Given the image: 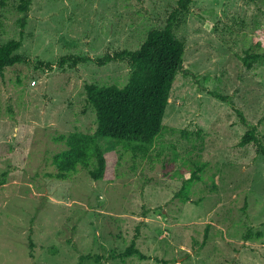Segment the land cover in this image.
<instances>
[{
	"label": "rangeland",
	"instance_id": "1",
	"mask_svg": "<svg viewBox=\"0 0 264 264\" xmlns=\"http://www.w3.org/2000/svg\"><path fill=\"white\" fill-rule=\"evenodd\" d=\"M18 1L0 0V42L22 39L24 56L0 74V264H264V153L240 143L255 125L264 146V62L243 60L264 52V0H194L179 17L184 70L164 123L193 134L169 129L145 157L100 137L114 180L55 177L59 137L96 130L87 83L128 80L127 62L94 58L139 47L178 0H33L24 26ZM69 54L93 59L60 65ZM134 238L147 257H118Z\"/></svg>",
	"mask_w": 264,
	"mask_h": 264
},
{
	"label": "trees",
	"instance_id": "2",
	"mask_svg": "<svg viewBox=\"0 0 264 264\" xmlns=\"http://www.w3.org/2000/svg\"><path fill=\"white\" fill-rule=\"evenodd\" d=\"M8 0H1L5 5ZM194 0H178V5L170 12L167 23L163 27L149 30L142 44L135 48H123L115 52H106L94 58L100 65L113 60L127 62L130 68L128 80L120 85L117 83L89 82L85 85L86 100L94 109L97 117V128L94 132L74 130L63 133L62 139L66 147L57 152L53 161L57 166L55 177L65 179L71 173L77 172L81 167L89 169L94 179L114 180L117 168L114 162V151H106L99 141L100 137L115 140L134 153L147 156L153 148L155 141L165 131L181 130L183 135L191 138L192 131L177 129L164 123L166 108L177 74L184 70V57L186 42L176 32L179 17L190 11ZM33 0H19L18 10L22 13L19 20L24 26L29 16ZM257 45L264 43L257 41ZM22 39L12 38L0 42V74L6 67L24 60L19 52ZM93 59L89 55H63L60 65L66 63L76 66L81 61ZM243 60L248 67L256 62H264V52L247 49ZM222 100L232 102L229 95L214 91ZM201 130L197 132L199 135ZM249 142L258 144V150L264 153V146L257 135L256 126L252 125L242 136L240 143ZM202 144V143H200ZM204 165L195 164L192 175L183 183L177 195L182 200H189V189L195 179H200V172ZM254 230L246 232L247 238H252ZM262 234L261 231L257 232ZM133 254L142 258L147 257L138 247L134 238L131 244L117 254L124 258Z\"/></svg>",
	"mask_w": 264,
	"mask_h": 264
}]
</instances>
